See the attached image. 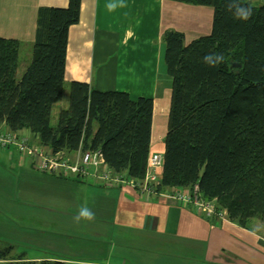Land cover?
I'll return each mask as SVG.
<instances>
[{"label":"crops","instance_id":"0c3cea01","mask_svg":"<svg viewBox=\"0 0 264 264\" xmlns=\"http://www.w3.org/2000/svg\"><path fill=\"white\" fill-rule=\"evenodd\" d=\"M68 2L0 0V37L21 43L18 77L31 59L39 9L66 7ZM110 4L115 5L111 10ZM212 19L211 6L172 0H81L79 21L68 31L64 94L52 117L54 110L68 106L73 80L101 91L127 92L133 99L151 97L150 154L163 155L173 86L164 32L180 31L188 43L208 35ZM17 134L40 145L29 130ZM78 151L66 153L73 158ZM162 171L157 169L159 178ZM13 172L14 193L7 185ZM176 190L148 198L128 185L64 178L38 170L15 146L0 147V229L9 234L0 237V250L11 245L10 258L23 255L64 264H264L261 220L252 218L241 226L225 211L216 222L173 194H164ZM85 206L95 218L76 222Z\"/></svg>","mask_w":264,"mask_h":264},{"label":"trees","instance_id":"16d2710c","mask_svg":"<svg viewBox=\"0 0 264 264\" xmlns=\"http://www.w3.org/2000/svg\"><path fill=\"white\" fill-rule=\"evenodd\" d=\"M211 6V32L188 43L182 32H164L167 72L173 78L158 191L199 186L230 220L264 223V0H242L248 21L233 18L231 0H172ZM81 0L66 7H41L31 59L20 77V42L0 37V126L29 130L53 152L100 150L113 172L143 179L152 139L154 100L127 92L101 91L73 80L63 98L68 31L80 18ZM224 62L209 67L206 55ZM1 147V146H0ZM4 148V147H2ZM68 154V153H66ZM4 264H64L10 258Z\"/></svg>","mask_w":264,"mask_h":264},{"label":"built area","instance_id":"2783aa9c","mask_svg":"<svg viewBox=\"0 0 264 264\" xmlns=\"http://www.w3.org/2000/svg\"><path fill=\"white\" fill-rule=\"evenodd\" d=\"M0 146L4 148L17 147L22 154L32 159L35 168L60 177L84 176L105 185H128L137 188L148 198L159 192L157 190L159 184L157 169L163 167L161 153L149 155L146 175L143 179H138L113 172L105 163L100 150H79L78 154L70 158L65 152L50 151L42 145L30 142L28 136L18 135L17 132L8 128L0 129ZM164 194H173L172 196L178 200L193 205L198 212L216 222H219L225 214V210L218 206L215 199L203 197L198 185H194L192 189H178L173 192L167 191Z\"/></svg>","mask_w":264,"mask_h":264},{"label":"clouds","instance_id":"9594fccd","mask_svg":"<svg viewBox=\"0 0 264 264\" xmlns=\"http://www.w3.org/2000/svg\"><path fill=\"white\" fill-rule=\"evenodd\" d=\"M109 9H113L115 5H109ZM229 11L232 13L233 18L241 20V21H248L251 16L253 15V10L246 6L242 0H231L229 4ZM203 62L208 65L209 67H216L224 62V56L222 54H213V55H206L203 58ZM95 218V214L86 206L79 209L78 215L74 217L76 222L80 220H93Z\"/></svg>","mask_w":264,"mask_h":264},{"label":"rangeland","instance_id":"374dc122","mask_svg":"<svg viewBox=\"0 0 264 264\" xmlns=\"http://www.w3.org/2000/svg\"><path fill=\"white\" fill-rule=\"evenodd\" d=\"M58 112V111H57ZM54 115L52 117V122L54 123L55 121H57L58 119V113H56V111L54 110ZM12 174H16V172H13L11 174H9L8 176V180H7V185H9L12 189V185L15 184L16 180H17V177L16 176H13ZM72 176H75V175H72ZM12 192H13V189H12ZM14 193V192H13ZM11 236V235H10ZM13 236V235H12ZM0 237H4V238H8L9 237V234L7 233V231L3 230V229H0ZM18 251V247H15V251L16 252Z\"/></svg>","mask_w":264,"mask_h":264}]
</instances>
